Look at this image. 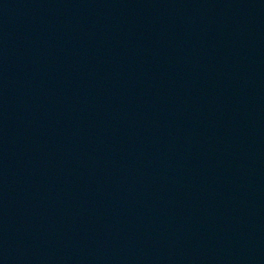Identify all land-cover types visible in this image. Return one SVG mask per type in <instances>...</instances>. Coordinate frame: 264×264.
<instances>
[{"label":"water","instance_id":"obj_1","mask_svg":"<svg viewBox=\"0 0 264 264\" xmlns=\"http://www.w3.org/2000/svg\"><path fill=\"white\" fill-rule=\"evenodd\" d=\"M0 264H264V0H0Z\"/></svg>","mask_w":264,"mask_h":264}]
</instances>
